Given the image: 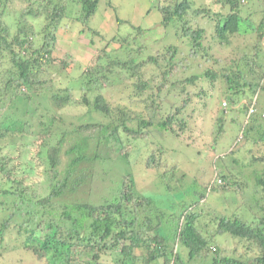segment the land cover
Masks as SVG:
<instances>
[{
	"label": "trees",
	"instance_id": "trees-1",
	"mask_svg": "<svg viewBox=\"0 0 264 264\" xmlns=\"http://www.w3.org/2000/svg\"><path fill=\"white\" fill-rule=\"evenodd\" d=\"M30 1L37 3V7L35 10L30 8L25 15L33 17L36 25L27 24L23 19L21 26L18 23L23 35L16 37L12 42L3 38L0 30V98L2 95L5 97L9 91L17 94L27 90L29 94V96L25 94L27 108L33 104L32 93L38 94L40 92L37 91L43 86L52 84L49 74L47 75L49 79L39 78L46 71L49 73V67L58 63V59L53 58V49L57 42L56 32L63 19L72 12L73 7L79 6L81 16L78 20L88 23L97 11L99 3V0ZM248 1L255 2L260 8L253 10L255 18L251 17L250 10H246L242 4ZM156 9L161 14L164 29L172 28L174 42L183 41L187 45L186 56L179 54L176 44L171 43L144 59L139 58L144 44L137 46L141 39L140 28H137V34L133 39L123 38L128 57L121 59L119 56H113L111 51L105 52L103 56L98 55L97 60L100 64L95 68L86 67L77 87L73 85L67 87V97H58L61 95L60 89L58 92L53 91V97L60 105L70 104L78 109L87 108L88 113L92 112L98 118L96 120L98 124L87 121L89 117L86 121L80 122L73 131L57 132L53 126L54 120H49L48 125L40 132L41 139L35 143L37 150L34 152V160L22 162L20 152L18 157L0 152V178L5 185L0 188V264L3 261L22 264L23 259L28 258V254L31 255L30 258L37 259L33 258L38 264H151L160 259H163L164 264H178V253L173 248L174 244L169 245L167 238L161 233L165 214L153 215L152 199L137 195L133 188L128 192L122 190L118 200L116 197L112 202H105L100 206L77 203L78 205L70 207L68 204L57 203L65 191L74 190L78 185V181L74 184L69 182L72 168L66 170L63 179H58L57 168L61 162L60 156L67 135L72 136L75 131L78 133L98 131L100 134L98 139L104 140L103 144L105 143L106 147L112 143H119V148L123 149L126 157L131 151L130 139L140 138L146 141L155 130L159 134H168L170 139H178L179 134L191 132L188 121L181 116L191 100L183 101L181 107L166 109L161 106L160 101L144 97L147 90L156 88L160 92L166 88L172 91L180 86L179 93L187 95V87H192L203 79L211 91L220 83L223 98L227 101L226 106L227 103L233 105L247 96V102L242 109L252 118V123L249 126H244L243 123L240 125L244 142L264 145V115L262 116L264 105L261 106L262 110L258 109L260 102L256 98L260 94L264 102V49L261 47L264 39V0H208V3L201 5L194 4L192 0H169L164 5L158 4ZM42 20L44 23H41ZM116 20L117 23L121 22L118 18ZM191 20L196 24H192ZM36 26L39 27L38 30L35 29ZM208 33L224 48L231 46L234 36L252 37L255 42L254 51L250 54L241 52V55L227 58L232 65L229 69L222 67L220 71L208 69L201 72L202 75L190 74L183 80L172 82L171 79L177 78L180 71L185 72L192 59L197 56L204 62L211 61L216 65H221L227 60L225 57H215L211 53V46L206 39ZM38 36H42L40 47L35 43ZM14 46H18L25 53L32 49L31 55L27 58L22 57L16 53ZM4 53H7L9 60ZM177 55H181L180 59ZM58 64L60 65L57 66L62 67L58 71L63 72V68L66 67L65 61ZM197 65H200L199 62ZM245 69L246 71H243ZM116 76L121 82L119 85L121 98L129 89L132 92L128 99L129 104L136 103V100L142 102L144 112L133 116L130 107L121 106L117 99H112L114 95L113 97L106 95L108 88L114 86L112 81ZM76 89L81 94L78 100L72 97ZM200 93L202 94L196 95L199 98L211 94L205 90ZM115 96L117 97V94ZM204 103L203 105L206 104ZM252 108L254 113H249ZM23 122L24 120L15 119L13 116L4 120L0 124V139L6 138L8 133L14 135L22 133L28 127ZM224 122L220 120L219 130L222 129ZM133 123L135 129L131 126ZM254 130L259 131L258 137L251 135ZM130 134L132 137H127ZM148 142L149 140L146 141V146ZM87 147L86 138H80L73 146L67 147L65 155L71 157V167L88 160L85 155ZM163 148L164 146H160L159 151ZM100 157L98 153L94 156L95 159ZM252 158L253 163L263 164L264 152ZM146 163L150 168L156 166V157L153 153L146 157ZM46 164L52 177H45L48 182L46 194L38 195L31 187L37 184L35 179L31 180L30 175H22L25 174L27 166L29 169L26 173H29L36 168L44 171ZM252 181L250 185L238 184L230 175L219 173L214 181L206 186V192L222 193L233 186L235 192L243 193L244 188L251 186L253 195L259 196L250 222H246L244 216L236 213V209L230 216L217 215L212 218L215 233L247 243V252H253L255 256L250 259L222 256L213 235L215 233L210 231L211 225L204 223L199 212L185 211L175 220L171 239L187 250L188 261L204 259L210 264H264V170ZM130 203H134V211L128 207ZM189 205L187 210H193V204ZM74 213H78L79 217H75ZM65 222H69L70 227H66ZM14 227L20 235L22 232L25 234L23 241L19 245L5 249L4 237L8 230ZM138 249L141 250V256L136 254ZM17 251H21L19 257L13 258V253Z\"/></svg>",
	"mask_w": 264,
	"mask_h": 264
},
{
	"label": "rangeland",
	"instance_id": "rangeland-1",
	"mask_svg": "<svg viewBox=\"0 0 264 264\" xmlns=\"http://www.w3.org/2000/svg\"><path fill=\"white\" fill-rule=\"evenodd\" d=\"M167 1L169 0H99L97 11L88 23L78 20V17L81 16V10L79 6L73 7L72 12L63 19L56 32L57 42L53 49V58H57L58 63L65 61L66 67L63 68V72L58 71L62 67L57 66L60 65L57 63L55 66L49 67V73L46 71L40 76V80L49 79L47 78L49 74L52 84L43 86L37 91L40 92L38 94L32 93L33 104L28 108L25 94L28 96L29 94L26 89V92H23V90L21 93L12 94L9 91L5 97L1 96L0 124L13 116L15 119L24 120L23 123L28 127L20 134L8 133L6 138H1L0 152L12 157H18L20 152L22 162L29 161V159L34 160V152L37 150L35 143H38L41 139L40 132L45 129L44 126L48 125L49 120H54L55 125L53 126L57 132L61 130L73 131L80 122L86 121L89 117L87 121L98 124L99 122L96 121L98 118L95 117L94 113H88L87 108L78 109L70 106V104L60 105L59 101L53 97V91L58 92V89H60L59 93L61 95L58 97H67V87L70 85L77 87L78 80L81 78L82 73L86 71V67L95 68L100 64L97 60L98 55L103 56L105 52L111 51L113 56H119L121 59H125V56L128 57L123 38L133 39L137 34V28H140L141 32V39L137 46L144 44L143 49L141 47L142 51L140 50V52L142 53H140L139 58L144 59L154 54L156 50L163 49L171 43L176 44L179 54L186 56V52H188L187 45L183 41L174 42L172 28L165 30L161 24L162 17L156 6L158 4L164 5ZM192 2L201 5L208 3V0H192ZM242 4L245 5L246 10H250L251 17L255 18L253 10L260 9L255 2L248 1L242 2ZM36 7L37 3L30 0H0V30H2L3 38L12 42L16 37L22 36L23 32L19 30L18 23L21 26L23 19L27 24L36 25V22L32 20L33 17L28 14L25 15L27 10L30 8L35 10ZM116 18L121 22L117 23ZM190 22L196 24L194 20ZM41 23H44V21L42 20ZM35 29L38 30L39 27ZM98 30L100 33H95ZM206 39L211 46V53L218 58L225 57L227 59L241 55V52L250 54L254 51L255 42L252 37L234 36L232 44L228 48L221 47L209 36V33L206 35ZM41 40L42 36L35 39L37 47L41 46ZM261 47L264 49V39ZM14 50L24 58L29 57L32 51L30 49L25 53L18 46H14ZM6 54L4 53L5 56ZM177 56L180 59L181 55ZM7 60H9L8 57ZM198 62L199 66L197 65ZM231 66L228 59L223 61L221 65H216L211 61L204 62L197 56V58L192 59L189 68L185 72L180 71L178 77L171 79V81L183 80L190 74L198 73L202 75L201 72L208 69L220 71L222 68L229 69ZM243 71H246V69ZM112 82L114 86L108 88L106 91L107 96L113 97L114 95L112 99H117L121 106L130 107L133 116L144 112L142 102L136 100V103L129 104L128 99L132 95L129 89H127L125 96L121 98L122 95L119 94L121 82L118 76L114 77ZM173 90L168 91L163 88L158 92L154 88L153 90H147L144 97L155 99L157 102L160 101L161 106L166 109L181 107L183 101L191 100L181 115L188 121V127L191 129L190 133L177 134L178 139H170L171 137L168 134H159L155 130L147 139L149 140L147 146L145 145L147 140L130 139L131 151L126 157L123 149L120 150L119 143H112L106 147L105 143L103 144L104 140L100 141L98 139L100 136L98 131L83 133L75 131L74 135H67L60 156L61 162L57 168L58 179H63L66 170L72 168L69 182L74 184L75 181H78V185L74 190L65 191L61 198L57 200V203L68 204L70 207L78 205L77 203L100 206L105 202H112L116 197L118 200V195L122 190L128 192L130 188H133L137 195L152 199L151 207L153 208L151 210L153 215L157 213L165 214L161 233L167 238L169 245L174 244L172 246L178 253V264H210L208 260L204 259L188 261L187 250L171 239V230L175 226V220L185 211L188 213L199 212L204 223L211 225L210 231L214 232L216 228L214 229L215 226L212 225V218L217 215L230 216L236 209V213L244 216L246 222H250L253 218L254 207L257 206L259 201V196L257 194L253 195L254 192L251 186L247 189L244 188L243 193L235 192L233 186L222 193L206 192V186L210 185L219 173L230 175L234 182L238 184L250 185L253 182L252 179L264 170V163L252 162L254 155H262L264 145L244 142V139H242L241 123L244 126H249L252 123V118L248 117L242 109L247 102V96L239 99L233 105L227 103V106H224L227 101L223 98L220 83H217L215 90L211 91L204 79L198 81L192 87H187V95L179 93L180 86ZM203 90L211 94L204 98L196 96L202 94L200 92H203ZM80 96V92L77 89L74 90L72 97L78 100ZM256 98L260 102L258 109L262 110L263 98L260 94ZM148 105L150 106L149 103ZM220 120L225 121L221 130H219ZM131 126L135 129L134 123ZM258 132L254 130L251 135L258 137ZM127 137L132 136L130 134ZM80 138H86L88 141V147L85 151L88 160L71 167V157L65 155V151L68 146H73L75 141ZM160 146H164V148L159 151ZM30 149H34V151H30ZM229 151L233 152L230 153ZM97 153L101 155L99 159L94 158ZM149 153H153V156L156 157L157 163L154 168H150L146 163V157H149ZM159 159L160 163H158ZM44 167V171L36 168L31 170L32 172L26 173L29 169L27 166V168L25 167V174L22 175H30L31 180L35 179L37 184L31 187L36 193L38 192V195L46 194L48 182L45 177L51 176L49 166L46 164ZM3 186H5L4 182L0 178V188ZM133 204H128V207L133 209ZM189 204H193V210H187ZM133 211L131 210L132 213ZM74 216L79 217V214L74 213ZM65 225L70 227L69 222H65ZM213 235L216 237V244L220 248L222 256L243 259H250L255 256L253 252H247V243L239 242L227 235L218 233ZM24 236L23 232L20 235V232L18 233L16 227H14L8 230L7 235H5L3 246L6 249L7 247L19 245ZM20 253L21 251L13 253V258L19 257ZM136 254L141 256V250H136ZM30 257L31 255L28 254L29 259L27 257L25 260L23 259L22 264H38L34 261L33 256L34 259ZM156 263L164 264L163 259L151 264ZM1 264L11 263L3 261Z\"/></svg>",
	"mask_w": 264,
	"mask_h": 264
},
{
	"label": "built area",
	"instance_id": "built-area-1",
	"mask_svg": "<svg viewBox=\"0 0 264 264\" xmlns=\"http://www.w3.org/2000/svg\"><path fill=\"white\" fill-rule=\"evenodd\" d=\"M226 105V103H224V106ZM254 110L253 109H250L249 113H253ZM249 117V116H248Z\"/></svg>",
	"mask_w": 264,
	"mask_h": 264
}]
</instances>
